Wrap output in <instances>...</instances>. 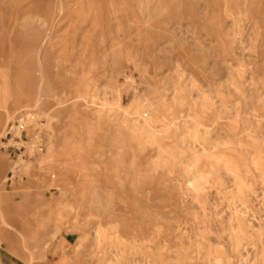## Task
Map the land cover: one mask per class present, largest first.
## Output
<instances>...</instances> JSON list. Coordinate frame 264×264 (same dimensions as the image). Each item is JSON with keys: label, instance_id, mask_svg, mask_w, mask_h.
Returning <instances> with one entry per match:
<instances>
[{"label": "rangeland", "instance_id": "1", "mask_svg": "<svg viewBox=\"0 0 264 264\" xmlns=\"http://www.w3.org/2000/svg\"><path fill=\"white\" fill-rule=\"evenodd\" d=\"M0 116V264H264V0H0Z\"/></svg>", "mask_w": 264, "mask_h": 264}, {"label": "built area", "instance_id": "2", "mask_svg": "<svg viewBox=\"0 0 264 264\" xmlns=\"http://www.w3.org/2000/svg\"><path fill=\"white\" fill-rule=\"evenodd\" d=\"M35 120V115L32 112H20L17 116L13 118V120L10 122L9 127L7 129L6 135L4 136V139H8L11 141H20L23 138V135L25 134V131L28 130L27 123L34 121ZM27 129V130H26ZM36 134L35 139L36 144L34 146V149L42 152L43 151V144L41 140L38 141L39 137ZM17 151H19L21 154V149L24 148H16Z\"/></svg>", "mask_w": 264, "mask_h": 264}, {"label": "crops", "instance_id": "3", "mask_svg": "<svg viewBox=\"0 0 264 264\" xmlns=\"http://www.w3.org/2000/svg\"><path fill=\"white\" fill-rule=\"evenodd\" d=\"M5 201L7 202V199H4L1 201L2 202ZM54 205V204H53ZM18 234L20 233H16L14 231H11L10 229H6V227L4 225H2V223L0 224V241H2L5 246H6V250L10 253H14L17 255V250L16 248L18 247V242L17 239H19ZM32 239H36V244L37 245H41L43 244V248H42V254L45 253V245H47L49 243L48 240L45 239V235L40 234L39 232H32Z\"/></svg>", "mask_w": 264, "mask_h": 264}, {"label": "bare ground", "instance_id": "4", "mask_svg": "<svg viewBox=\"0 0 264 264\" xmlns=\"http://www.w3.org/2000/svg\"><path fill=\"white\" fill-rule=\"evenodd\" d=\"M2 122V116H0V123ZM203 180V179H202ZM3 200V197H0V205H1V201ZM58 202H55L54 203V205L55 206H57L58 204H57ZM2 222H3V224L5 225V226H7L8 228H9V223L6 221V220H2ZM35 241H36V239H35Z\"/></svg>", "mask_w": 264, "mask_h": 264}]
</instances>
